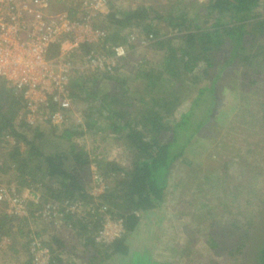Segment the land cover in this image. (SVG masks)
<instances>
[{
    "label": "trees",
    "instance_id": "obj_1",
    "mask_svg": "<svg viewBox=\"0 0 264 264\" xmlns=\"http://www.w3.org/2000/svg\"><path fill=\"white\" fill-rule=\"evenodd\" d=\"M66 1L67 7L64 0H48V10L73 19L84 1L75 0V5ZM180 3L171 10H160L154 2L121 9L108 3L106 21L98 20L106 33L101 49L112 55V46L124 44L127 52L111 71L72 76L69 92L75 108H82L81 123L70 119L62 128L41 130L17 121L22 100L0 83V138L11 135L14 141L3 143L8 149L0 155V174L12 171L18 185H39L45 202L94 203L93 211L80 216L65 213L58 227L45 223L34 227L39 230L35 233L48 237L44 238L51 254L48 264H264V189L259 185L264 176L253 170L256 148L262 151L264 143V0ZM161 23L172 36L161 31ZM140 35L149 39L152 51L163 52L160 62L141 57V64L135 67V60L130 64ZM56 48H51L52 55ZM91 49L82 45L79 54ZM220 62L231 67L224 71L229 76L225 83ZM228 89L237 98L231 111L236 107L239 112L228 125L239 133L248 132L243 128L249 126L250 135L257 136L244 147L251 156L245 159L236 153L223 161L213 178L207 171L198 175L203 186L215 189V196L199 194L203 187L198 186L185 201L177 198L176 208L191 213L184 240L172 248L180 260L156 259L151 248L157 232L151 220H160L156 212L169 194L173 166L185 159L187 171L195 174L194 162L186 158L201 140L206 141L202 135L207 133L209 139L218 135V119L228 117L221 109ZM100 131L111 132L123 145L126 165L97 160L75 141L86 132ZM221 149L214 151L221 155ZM91 158L108 184L95 201L88 193ZM99 204L123 219L125 232L109 244L94 239L101 227ZM19 224L18 218L0 212V235L12 239ZM145 226L148 232L152 229L150 239L142 234ZM26 230L27 238L32 230ZM199 240L206 252L195 250ZM29 241L23 243L28 259L21 264H32Z\"/></svg>",
    "mask_w": 264,
    "mask_h": 264
},
{
    "label": "built area",
    "instance_id": "obj_2",
    "mask_svg": "<svg viewBox=\"0 0 264 264\" xmlns=\"http://www.w3.org/2000/svg\"><path fill=\"white\" fill-rule=\"evenodd\" d=\"M48 7V0H0V83L12 88L22 100L17 121L23 120L41 130L62 128L70 119L81 123V111L75 108L69 92L72 76L93 70L111 71L118 58L127 52L124 44L112 46V55L101 49L106 33L95 28L93 20L106 17L107 0H89L73 19L65 14L50 13ZM54 45L57 48L52 55L50 50ZM82 45H91L93 49L79 54ZM9 138H2V144L14 143ZM89 169L88 193L95 201L106 192L108 184L92 158ZM93 204L81 199L45 202L39 185L20 186L0 179V212L19 221L28 220L31 225L32 232L24 239L25 242L30 239L28 249L32 264H48L51 258L49 247L43 236L35 233L39 231L35 226L45 223L58 227L65 213L80 216L93 211ZM98 207L101 227L94 239L109 244L125 232L123 219L111 215L105 204ZM9 243L8 235H0V251Z\"/></svg>",
    "mask_w": 264,
    "mask_h": 264
},
{
    "label": "rangeland",
    "instance_id": "obj_3",
    "mask_svg": "<svg viewBox=\"0 0 264 264\" xmlns=\"http://www.w3.org/2000/svg\"><path fill=\"white\" fill-rule=\"evenodd\" d=\"M72 1L73 0H70V3H72V5H75L76 1L75 0L74 2ZM83 1H84L83 5L82 6L79 5V7H77L78 10L81 9L85 5V3L89 2V0H83ZM107 1L108 3L111 1L113 6L117 9L133 7V5L141 1H144L145 3L154 2V3H159V6L163 8L160 10L175 9L176 6L181 5L180 2L187 4V3H192L193 1H197L196 5L199 6H203V4H206L208 2V0H180V2L178 0H107ZM63 4L65 7L69 5V3L66 0H64ZM160 27H161V31L169 32L170 36L173 35L170 29L164 26L162 23ZM131 33H134V31H132ZM149 42L150 41L148 38L144 37V35L141 37L140 35V40L139 42H137V46L135 48V54L130 64H132L134 60H135L134 64L136 63L135 67L137 66L138 63L141 64L140 61L141 57H145L151 62L161 61V55L163 54V52L161 50L156 52L152 51V48L148 46ZM223 66H224L223 62L218 63L219 68ZM229 69H231V67H229L228 65L224 66L223 72H221L222 80H223V81L221 80L222 83H225V81L229 80L228 78L229 76L227 74H224V71L226 73V71H229ZM87 73H90V71H88ZM231 91L232 90L230 89L225 90L224 93L225 101H223V104L225 103L226 104L223 106V108H221L223 111L222 112L223 115L228 114V117L229 116L230 117L229 118L225 117L226 119L223 120L218 119L219 120L218 123L219 127L217 133L218 135L215 136L214 134L215 139H209L208 134L205 133V135H202V137L203 136L206 137L207 138L206 141L204 142L201 140V142L197 144V147L195 149L193 148L188 153L187 156L188 158L186 159L192 160L194 162L195 169H193V171L195 172V174L189 173L187 171L188 166L186 165L185 159H184L185 161L184 160L177 161L173 166L172 173L170 175V179L168 182L169 194H167V199L165 201L164 206L156 212L157 213L156 218H160V220H156V221L151 220L152 222H155L154 232H157L156 234L157 236L155 239L156 241L153 242L154 245L151 248L152 253L156 259L171 260V261H176L178 259L180 260V256H178V254L175 253V251L172 250V248L175 242L177 241L181 242L184 240L185 228H189L188 215H191V213H187L185 209L182 210L183 207L176 208L177 198L181 200L183 199L185 201V199H188L190 197V193L196 190L197 189L196 187L198 186L203 187V192L202 193L199 192V194L206 195V197L208 195L210 197L215 196L214 194L216 193L214 191L215 189L211 186L210 188H207L208 184L203 186L201 183L202 179L199 178L198 175H200L203 171H207L208 173H210V175L213 178L214 176H216V172L218 171V168L222 166V163L225 159L231 157L236 153H239V155H241L243 158L245 157L250 158L251 156V155L249 156V154L246 152V149L244 148L246 146V143L249 142L252 143L255 140H257V136L254 135L253 137L250 135L252 133V131L250 130L251 127L244 126L243 128L245 130L248 129L249 133L244 130L242 131V133H239L238 128L232 129L233 125H228V123H234L235 121H233V119H237V116L239 114V112L235 110L236 107L234 108V110L231 111V107L233 105H237V98H235V95L234 96L232 95L234 93H232ZM251 100L253 101L252 96H251ZM77 109L78 111L82 110V108L79 105ZM103 125L104 123L101 122L100 126L102 127ZM44 130H49V129L45 128ZM222 137L225 138L224 142L221 141ZM75 141L78 142L79 144H82L84 148L90 153L91 156L96 155L97 157H101L99 159L104 160L106 162L117 161L122 165L127 164V160L125 157V148H123V145L119 141L114 139V136L109 131H100V133L98 132L95 134H89L86 132L83 138L77 137ZM214 145L216 146V149H214ZM222 145H223V149H221ZM261 148L262 151H260L259 148H256L255 157L258 159V161L257 163H255V165L257 169L255 168L253 170L263 171V176H264V143L262 144ZM218 149L222 150L221 155L216 154L215 151H217L218 153L219 151ZM0 179L4 183L18 185L15 182L16 180L13 177L12 171H7L5 173L0 174ZM184 183H185V187L183 186ZM176 184L180 186L176 187ZM230 184L232 185L234 183H230ZM259 185L263 186L264 189V182H262ZM189 186L191 187L189 188ZM171 187H173V189H171ZM246 209H248V206L246 207ZM21 222L22 221H20L21 225L20 224L16 225L17 228L14 229L13 237L12 239H10V243L6 246L4 251H0V264H21L28 259L23 243L25 242L24 238L26 236L25 234L27 233L26 229L27 227L30 229L31 225L29 223L27 225L26 223L22 224ZM151 230H149L148 232L147 226L143 227L142 230L143 236H146V238L150 239L152 233ZM74 246L75 247L78 246V243L76 241L74 242ZM194 248L197 251L206 252L208 250L207 246L201 240L195 243Z\"/></svg>",
    "mask_w": 264,
    "mask_h": 264
},
{
    "label": "crops",
    "instance_id": "obj_4",
    "mask_svg": "<svg viewBox=\"0 0 264 264\" xmlns=\"http://www.w3.org/2000/svg\"><path fill=\"white\" fill-rule=\"evenodd\" d=\"M50 12V11H49ZM51 13V12H50ZM106 18V17H105ZM96 19V20H93V25H94V27L95 28H101V29H103V26L100 24L101 22H104V21H106V19ZM98 20L100 21V23L98 22ZM6 136H8V137H12L11 135H4L3 137H1L0 138V155H2L4 152H5V150H7L8 149V147H3V144H2V141L1 140H3L2 138H4V137H6ZM10 138H9V141H10ZM12 144H14V143H12ZM12 144H10V145H12ZM9 145V144H8ZM22 147V146H21ZM40 229V228H39ZM37 230H38V227H37ZM42 236H43V238H46L47 237V235H45V234H42ZM78 262L80 263V261L78 260Z\"/></svg>",
    "mask_w": 264,
    "mask_h": 264
},
{
    "label": "clouds",
    "instance_id": "obj_5",
    "mask_svg": "<svg viewBox=\"0 0 264 264\" xmlns=\"http://www.w3.org/2000/svg\"><path fill=\"white\" fill-rule=\"evenodd\" d=\"M108 9H109V7H108ZM108 13H109V11H108ZM108 13H107V14H108ZM107 14H106L105 16H107Z\"/></svg>",
    "mask_w": 264,
    "mask_h": 264
}]
</instances>
